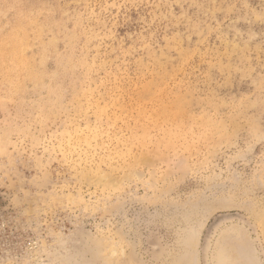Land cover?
<instances>
[{
	"label": "rangeland",
	"instance_id": "obj_1",
	"mask_svg": "<svg viewBox=\"0 0 264 264\" xmlns=\"http://www.w3.org/2000/svg\"><path fill=\"white\" fill-rule=\"evenodd\" d=\"M0 264H264V0H0Z\"/></svg>",
	"mask_w": 264,
	"mask_h": 264
}]
</instances>
